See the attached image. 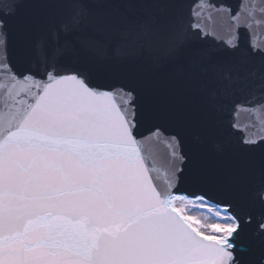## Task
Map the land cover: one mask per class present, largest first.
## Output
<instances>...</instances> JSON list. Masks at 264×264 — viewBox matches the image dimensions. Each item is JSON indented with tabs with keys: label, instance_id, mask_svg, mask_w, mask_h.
I'll use <instances>...</instances> for the list:
<instances>
[{
	"label": "snow or ice",
	"instance_id": "obj_1",
	"mask_svg": "<svg viewBox=\"0 0 264 264\" xmlns=\"http://www.w3.org/2000/svg\"><path fill=\"white\" fill-rule=\"evenodd\" d=\"M0 264H264V0H6Z\"/></svg>",
	"mask_w": 264,
	"mask_h": 264
},
{
	"label": "water",
	"instance_id": "obj_2",
	"mask_svg": "<svg viewBox=\"0 0 264 264\" xmlns=\"http://www.w3.org/2000/svg\"><path fill=\"white\" fill-rule=\"evenodd\" d=\"M232 3H235L236 0H231ZM0 7L6 8L7 7V3L6 0H0Z\"/></svg>",
	"mask_w": 264,
	"mask_h": 264
}]
</instances>
